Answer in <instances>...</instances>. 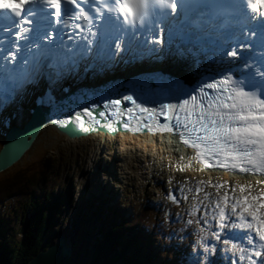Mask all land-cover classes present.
I'll use <instances>...</instances> for the list:
<instances>
[{"label": "snow or ice", "instance_id": "6c2138e0", "mask_svg": "<svg viewBox=\"0 0 264 264\" xmlns=\"http://www.w3.org/2000/svg\"><path fill=\"white\" fill-rule=\"evenodd\" d=\"M28 3L27 13L22 15V4L13 7L0 0V9L14 18H0V29L12 36L9 47L0 48V52L4 53L0 56V89L4 92L0 104L11 102L14 98L17 73L29 76L41 58H47L55 53L57 47H63V40L58 36L59 44L54 43L53 36L62 32L64 27H71L70 21L83 20L89 26L93 39L88 41L85 52L92 50L93 40L101 49L114 44L119 52L123 43L127 50L132 48L138 36L146 32L151 39H142L140 43L153 45L148 49L153 53L157 51L155 46L162 43L155 31L159 22L177 13L178 7L184 19L192 13L203 17L209 10H214L213 19L219 21V27L211 59L203 67L195 69L191 64H185V75L181 78L161 76L155 80H143L139 86L144 92L159 90L167 98L178 101L161 105L164 119L171 121L175 118V128L181 140L197 150L198 159L214 156L221 167L238 169L241 173L264 174V51H261L260 63L257 64L251 57L242 55L236 60L239 50L249 47L244 40H239V49L235 47L240 35L248 36L246 29L251 21L257 16L264 17V0H245L244 6L252 14L250 17L241 14L239 5L222 0H194L193 3H186L185 0H28ZM229 24L238 27L239 32L226 35L220 31ZM193 27L198 25L193 24ZM252 35H256L255 29ZM177 36L172 28L167 30L168 47L173 45ZM20 41L24 42V48L20 47ZM260 46L264 49V28L260 30ZM65 51L71 49L65 48ZM177 51L181 53L178 46ZM75 55L73 52L72 56ZM234 75L238 78L234 79ZM123 101L132 102L133 108L140 113L156 115L154 109L136 104L132 96L124 95ZM105 107L116 109L109 113L113 118L123 115L119 99H112ZM133 108H126L127 113L132 114ZM84 115L92 118V113L87 110ZM71 122L77 123L81 131H89L79 113ZM52 123L65 128L69 121L53 120ZM152 123L155 124V120ZM106 127L114 130L111 124ZM160 130L171 131V128L165 123ZM68 132L72 134L73 130L69 128ZM240 192L242 195L235 200L230 199L227 193L221 197L213 214L214 224L206 223L200 230L207 235V230L212 229V240L227 246L234 254L238 251L241 261L247 256L248 264H255L251 257L264 255V192L253 195L251 189L246 190L244 186L240 187ZM230 217H235L231 223ZM225 228L254 233L255 239L252 235L247 236L252 250L233 243L226 233L222 236ZM196 243L205 253L215 250L204 243V237Z\"/></svg>", "mask_w": 264, "mask_h": 264}, {"label": "rangeland", "instance_id": "374dc122", "mask_svg": "<svg viewBox=\"0 0 264 264\" xmlns=\"http://www.w3.org/2000/svg\"><path fill=\"white\" fill-rule=\"evenodd\" d=\"M161 40V45L155 46L157 51L153 53L148 51L150 46L145 47V51L139 50L142 54L136 56L135 63L139 66L144 63L148 64L156 53L162 56L167 47V37L163 36ZM129 52V50L115 52L113 56L103 57L101 62L106 66L97 65L96 73L101 74L102 79V76H106L107 68L110 67L111 75L116 74L120 69V64H123L122 61L129 56ZM174 57L173 55L171 59ZM148 66L150 67L146 69H153L152 65ZM73 69L75 75L79 76L80 69L77 67ZM70 80L73 82V79ZM82 81L74 80L76 83ZM26 95L23 90L19 91V100L23 106L28 105ZM29 99L32 105L31 95ZM22 105L17 107L16 115L20 114L23 109ZM26 118L27 115H21L17 124H21ZM50 131L49 133L43 132L23 158L9 170H23L30 161L34 160V152H37L39 157L45 151L44 157H49L53 161L50 163L58 171L56 175L58 184L53 191L52 199L57 203L58 209L54 214L56 223L51 231V237L54 241L59 232L68 240L69 237L74 236V241L70 240V244L73 249L72 260L76 264H83L88 260L92 243L96 237L99 238L97 229L116 223L119 218L128 220L133 208L143 211L145 206L149 207L153 213H159V216L166 215L174 219L176 225L184 226V228L187 227L192 215L202 220V225L195 228L184 239L162 238L158 235L145 238L137 232L139 240H144L142 253L150 254L154 264H161L166 259L169 264H210L209 257L212 258L214 264H248L247 256L244 261H241L238 251L234 254L227 246L212 240L210 235L212 229L207 230V235L200 229L206 223L214 224L213 214L217 202L226 193L230 199H238L242 195L240 187L244 186L246 190L250 188L253 195L257 194L258 191L254 190L249 182L231 180L230 177L226 179L222 175L219 179L200 180L202 174L190 167L188 172L187 166L181 167L183 171H186L187 176H173L172 169L169 167L172 160L171 155L164 151L162 153L161 150L165 148L149 139L141 138L134 143V141L128 142L125 138L127 142L123 141L120 144H117V139L102 143L103 141L101 142L99 138L90 137L70 141L54 130ZM2 140L3 135L0 134V143ZM218 185L220 187H217ZM94 192H96L95 199L91 202L83 200L81 205L82 196L84 194L92 196ZM32 202L33 199L30 204L26 205L23 200H18L16 206L8 202L0 207V218L5 221L8 217V234L14 236L17 242L22 239L19 233L20 228L26 223V218L33 215ZM111 202L113 204H110ZM69 226H72L71 229H68ZM225 233L232 238L233 243L249 251L252 250V246L247 242V236L252 235L251 233L232 228L229 232L224 229L222 236ZM202 237H204V243L210 249L215 250L205 253L196 243ZM253 237L255 239V236ZM171 258L174 259L171 260ZM255 258L252 256L251 260L254 261ZM255 264H264V255L259 257Z\"/></svg>", "mask_w": 264, "mask_h": 264}, {"label": "trees", "instance_id": "16d2710c", "mask_svg": "<svg viewBox=\"0 0 264 264\" xmlns=\"http://www.w3.org/2000/svg\"><path fill=\"white\" fill-rule=\"evenodd\" d=\"M43 153L38 157L37 152H34V160L23 170L8 169L0 173V207L8 202L16 206L18 200L28 205L32 199L34 207L33 215L26 218V223L18 229L22 238L19 242L8 234V217L5 221L0 218V264H26L53 241L51 231L55 227L54 214L58 205L53 201L52 194L58 184V171L50 163L52 160L44 157L46 152ZM143 208V211L133 208L128 220L119 218L118 222L97 229L99 238L94 240L90 256L83 264H153L151 256L142 253L144 240H139L137 232L145 238L158 235L162 238L184 239L202 225V220L192 215L184 228L166 215L159 216V213H153L147 206ZM209 259L210 264H214L212 258ZM161 264L169 263L166 259Z\"/></svg>", "mask_w": 264, "mask_h": 264}, {"label": "bare ground", "instance_id": "6f19581e", "mask_svg": "<svg viewBox=\"0 0 264 264\" xmlns=\"http://www.w3.org/2000/svg\"><path fill=\"white\" fill-rule=\"evenodd\" d=\"M248 14H249V17L252 15L250 13V11L248 12ZM246 30H248V28ZM221 31L226 35H230L232 33H238L239 28L233 27L232 29H225V30H221ZM173 32L178 33L177 39L171 47L167 46L165 48L166 50L164 51L162 56L159 55V53H156V56H154L149 61L148 64L144 63L143 65L139 66L135 63L137 61V60H135L137 58L136 56L139 54H142V52L139 50H143V51H145V50L141 46L137 45L135 48H132L129 50L130 51L129 56L127 58L125 57V59L122 61L123 64H120V69L118 70V72L116 74L111 75V71H110L111 68L110 67L107 68L106 77L107 76H111V77L119 76V77H123V78H128V77L134 76L140 72L148 71L149 69H146V68L150 67V66H148L149 64L152 65L151 68H153L155 70H161L162 72L169 73V74H172V75L177 76V77H183L185 75L184 74L185 64H191L192 67L195 69L197 67H203L204 64H206L207 61L211 59L212 52L214 51L213 45H214L215 35L217 32H215L214 34H211L210 31H204L203 32V30L197 29V27H195L193 29L189 28V27H185L183 29L177 28V29H174ZM194 37H199V39H196ZM240 39L244 40L245 42L249 41L248 36L245 37L243 35H240L239 39L237 40V42L235 44V47L237 49H239V40ZM152 46L153 45H151L150 47H152ZM177 46L181 50V53H178ZM230 47H231V45H230ZM181 54L183 56V59H181ZM173 55L175 57H174V59H171ZM241 55L242 56L246 55V49L239 50V55L236 57L237 61L240 59ZM229 59H232V58H229ZM93 62H95V65L92 66L91 63H93ZM97 65L106 66L101 62V60H98V59H95L94 57H91L90 63H88L87 65L84 66V70H81V69L79 71L77 70L78 72H80L79 76L75 75V70L73 68H69L68 70H65V69L64 70H58L57 68L50 69L47 67H43V68H40L38 70L34 69L32 73L35 74V78H28L25 80L23 79L22 88L18 89V101H16L17 105L18 104L20 106L22 105V102L19 100V91L23 90L24 94L25 95L27 94L25 97L28 99L27 100L28 105H24V106L22 105L23 109L20 111L19 115H16L17 107H11L8 110L9 111L8 113L7 112L2 113V111H0V128H1L0 134L3 135L7 130L10 129V127L17 126V120L20 118L21 115H24V114L28 115L30 113L32 107L34 106L33 102H34V99L36 97L40 99L42 96H44L46 94L48 96V98L45 100V103H48L50 101H53L56 97L64 95L69 89H71L74 85V80H79V79L83 80L82 83L86 87L90 86L92 84V82H94V81H100L101 74L96 73V70L98 67ZM194 65H196V66H194ZM60 68H62V67H60ZM105 69L106 68H104V70ZM83 77H85V78H83ZM68 78L73 79V82L71 80L69 81ZM30 80L32 82H30ZM51 80H53V81H51ZM26 81H28V82H26ZM51 82H52V86L49 85V83H51ZM30 95H31L32 105H30V99H29ZM16 100H17V98H16ZM12 113L15 114L14 118H10V114H12ZM7 116L10 119H6ZM50 130L55 131V129L52 128L51 126H47L46 128L42 129L38 133L35 141L33 142V145L36 143L37 138L43 132L49 133V132H51ZM115 137H116V135L113 137L114 141H115ZM144 137H145V139L148 138L147 136H144ZM102 138H103V140H102ZM116 138H117V140H116L117 144H120L123 141L127 142L126 139L128 140V142L134 141V143H135V141H139V139H141L139 137L136 138V137H132L129 135H123L121 137L119 136ZM149 138H151V136ZM76 139L77 138L69 139V140L73 141ZM113 139H111L110 136L106 137V135L100 136L101 142L103 141L102 143H105V141H112ZM151 141L155 144L157 143V145H159L160 147L165 148V150H163V149L161 150L162 153L166 152V153L171 155L172 160L170 161L169 167H170V169H172L173 176L176 175L179 177H183V176L188 175L186 173V171H183V169H181V167L185 166L186 163L189 162L188 156H185V158L182 156H179V153L174 152V150L172 149V146L170 145V143L167 140L165 141L162 138H158L157 141L155 139L151 140ZM101 142L99 141V144H101ZM119 146H121V145H119ZM153 146H155V145H153ZM185 153H187L189 155V152L187 150H185ZM168 163H169V161H168ZM190 163L192 166L194 165L193 162L190 161ZM188 168L189 167H186L187 171H188ZM189 170H190V168H189ZM160 171H163V170H160ZM214 175H215V177H214ZM221 175L224 176V178H226V179L228 177H230L231 180H235V181L238 180L240 182L242 180L243 182H249L253 186L254 190H257L258 192H264V183H262L259 178H256L253 176L237 177V176H230L227 174H222V173H217V172L211 171V172L205 173L204 176L200 175L201 176L200 180H204L205 178H209V179L217 178V179H219ZM179 177H176V178H179ZM99 190L103 191L104 189L103 190L99 189ZM95 193L96 192L92 193L91 194L92 196H90V195L85 196V194H84V196H82V199L80 200L81 205H82L83 200H88L89 202L93 201L96 197ZM113 196L114 195L112 194V197ZM80 202H78V204H80ZM110 204H113V202H111ZM104 209H106V207H104ZM234 220H235V217H230L229 223H231ZM71 222H73V220ZM225 230L227 232H229L231 230V228H225ZM239 233H242V232H239ZM251 234L253 236H255L254 233H251ZM73 237H74L73 235L71 237H69V242H70V240L72 241L74 239ZM92 244L94 245L95 242H93ZM253 257L255 258V256H253ZM151 259L153 261V258H151ZM258 260H259V257H256L254 259V262L257 263Z\"/></svg>", "mask_w": 264, "mask_h": 264}, {"label": "water", "instance_id": "95a60500", "mask_svg": "<svg viewBox=\"0 0 264 264\" xmlns=\"http://www.w3.org/2000/svg\"><path fill=\"white\" fill-rule=\"evenodd\" d=\"M144 75L146 74H140L139 78L143 79V77H145ZM178 78L181 77L175 76V79ZM113 82L116 84H123L125 79L119 78ZM60 102V99H57L53 104L47 107L42 105L33 106L29 118L22 128L19 129L16 126H12L3 134V140L0 146V173L8 170L23 158L32 147L33 142L42 129L50 125H55L47 117L49 111L53 110L54 120L64 121L63 118H60V115L63 114L59 112L62 107ZM69 128L73 130L72 134H69ZM79 129H75L71 125H66V127L63 128L64 133L70 139L86 136L90 133V131L84 132ZM146 131L147 129L143 130V132ZM72 256L73 249L68 238L64 237L59 232L56 234L54 241L47 245L44 250L38 251L26 264H76L75 261L72 260Z\"/></svg>", "mask_w": 264, "mask_h": 264}]
</instances>
